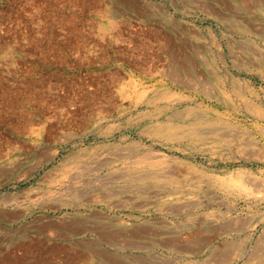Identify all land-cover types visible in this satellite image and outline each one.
<instances>
[{
    "label": "rangeland",
    "instance_id": "1",
    "mask_svg": "<svg viewBox=\"0 0 264 264\" xmlns=\"http://www.w3.org/2000/svg\"><path fill=\"white\" fill-rule=\"evenodd\" d=\"M263 231L264 0H0V264H254Z\"/></svg>",
    "mask_w": 264,
    "mask_h": 264
},
{
    "label": "bare ground",
    "instance_id": "2",
    "mask_svg": "<svg viewBox=\"0 0 264 264\" xmlns=\"http://www.w3.org/2000/svg\"><path fill=\"white\" fill-rule=\"evenodd\" d=\"M215 106V105H214ZM213 109V108H212ZM181 205H183V204H181ZM208 223V222H207ZM226 227V226H225ZM232 227V226H231ZM208 228V227H207ZM229 228V227H228ZM232 229V228H231ZM201 230V229H200ZM225 230V229H224ZM262 234H264V231L262 232ZM210 237V236H209ZM262 239V238H261ZM204 243V242H203ZM204 246V245H203ZM194 247V246H193ZM239 250H237V252H238ZM261 252V251H260ZM239 253V252H238ZM237 253V254H238ZM227 254V253H226ZM245 255V254H244ZM255 255H257V254H255ZM230 256V255H229ZM248 256H249V254H248ZM258 256V255H257ZM235 257V256H234ZM234 257H230V260L232 259V258H234ZM251 258L252 257H247V261H244L243 262V264H252L251 263ZM234 260V259H233ZM264 260V259H263ZM79 261H80V259H79ZM249 262V263H248ZM254 264H264V261H258V262H256V263H254Z\"/></svg>",
    "mask_w": 264,
    "mask_h": 264
},
{
    "label": "crops",
    "instance_id": "3",
    "mask_svg": "<svg viewBox=\"0 0 264 264\" xmlns=\"http://www.w3.org/2000/svg\"><path fill=\"white\" fill-rule=\"evenodd\" d=\"M170 90H171V87H166L165 90H164V92H165L166 94H168V93L170 92Z\"/></svg>",
    "mask_w": 264,
    "mask_h": 264
}]
</instances>
